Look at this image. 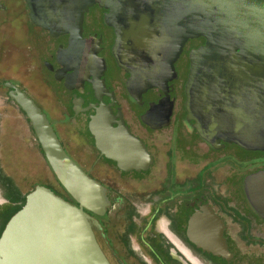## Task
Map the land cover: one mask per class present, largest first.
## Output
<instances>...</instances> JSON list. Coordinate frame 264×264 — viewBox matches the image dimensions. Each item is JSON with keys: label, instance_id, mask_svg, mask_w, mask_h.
Instances as JSON below:
<instances>
[{"label": "flooded vegetation", "instance_id": "obj_1", "mask_svg": "<svg viewBox=\"0 0 264 264\" xmlns=\"http://www.w3.org/2000/svg\"><path fill=\"white\" fill-rule=\"evenodd\" d=\"M31 4L0 0V152L2 122L15 108L44 154L12 96L25 93L67 153L106 187V213H89L111 264H264V149L208 140L189 118L190 54L206 37L179 49L187 24L171 0L96 3L79 34L37 23ZM255 30L264 39V25ZM152 77L161 85H148ZM63 189L56 191L73 202Z\"/></svg>", "mask_w": 264, "mask_h": 264}, {"label": "water", "instance_id": "obj_2", "mask_svg": "<svg viewBox=\"0 0 264 264\" xmlns=\"http://www.w3.org/2000/svg\"><path fill=\"white\" fill-rule=\"evenodd\" d=\"M31 1L34 21L55 34H79L84 13L106 0ZM171 1L175 18L187 24L179 49L189 37L207 39L190 54L189 118L208 140L223 138L264 149V39L261 30H255L264 25V6L255 0ZM155 78L148 85H161ZM12 96L27 113L55 176L76 203L38 184L0 236V264H111L94 231L99 222L89 213H106V187L67 153L47 114L32 98L22 92ZM206 249L219 253L223 246Z\"/></svg>", "mask_w": 264, "mask_h": 264}, {"label": "rangeland", "instance_id": "obj_3", "mask_svg": "<svg viewBox=\"0 0 264 264\" xmlns=\"http://www.w3.org/2000/svg\"><path fill=\"white\" fill-rule=\"evenodd\" d=\"M31 84V80H29V86L33 90ZM40 94H44V89L41 90ZM9 114L11 119L2 122L6 126L4 127L5 129L3 128L4 130L2 129V133L6 134L7 141L5 149L0 152V173L3 174V177H0V186L7 184L8 179L6 177L8 175L12 178L13 187L18 188L21 195L28 194L37 184L46 185L63 192L64 189L58 182L45 155L37 147L35 135L26 122L25 116H20V112L15 108H12ZM25 137L29 138V140L26 141ZM181 171L182 175H185V171L183 169ZM95 172L98 176L104 178L105 173H101V171ZM156 176L164 178L166 176L165 168H160L156 172ZM146 181L147 185H149L148 180ZM5 192L6 188L1 187L0 206L7 200ZM20 201L17 200V202ZM147 209L145 208V210Z\"/></svg>", "mask_w": 264, "mask_h": 264}, {"label": "trees", "instance_id": "obj_4", "mask_svg": "<svg viewBox=\"0 0 264 264\" xmlns=\"http://www.w3.org/2000/svg\"><path fill=\"white\" fill-rule=\"evenodd\" d=\"M0 176L3 177V174L0 173ZM4 185V184H3ZM13 183L10 182V180H8L7 184L5 183L4 186H0L2 188H6V192L5 195L8 199V202H5L4 204H2L0 206V236L7 224V222L9 221V219L19 210L22 208V206L25 204L26 202V196L25 195H21V192L19 191L18 188L13 187ZM52 190L55 191V193H57V191L50 187ZM20 201V202H17ZM74 203H76L73 200Z\"/></svg>", "mask_w": 264, "mask_h": 264}]
</instances>
